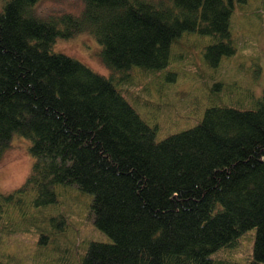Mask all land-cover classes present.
<instances>
[{
  "label": "trees",
  "instance_id": "trees-1",
  "mask_svg": "<svg viewBox=\"0 0 264 264\" xmlns=\"http://www.w3.org/2000/svg\"><path fill=\"white\" fill-rule=\"evenodd\" d=\"M36 1H0V157L13 132L34 156L24 182L0 192V236L32 234L30 264H237L212 253L255 227L244 264H264V88L250 104L216 97L193 126L156 139L135 107L144 98L51 48L86 31L113 72L167 69L172 42L198 31L216 66L236 49L233 0H83L46 16ZM60 183L92 193L89 218L109 240L83 251L70 240Z\"/></svg>",
  "mask_w": 264,
  "mask_h": 264
},
{
  "label": "rangeland",
  "instance_id": "rangeland-1",
  "mask_svg": "<svg viewBox=\"0 0 264 264\" xmlns=\"http://www.w3.org/2000/svg\"><path fill=\"white\" fill-rule=\"evenodd\" d=\"M233 3L230 28L236 49L223 55L216 66L203 59L211 36L198 31L183 32L172 42L168 67L174 74L168 72L169 68L147 70L138 66L113 72L100 58L101 44L86 31L69 37L57 36L51 48L103 75H113L117 87L123 91L130 89L144 98L136 105L129 100L148 123L157 126L156 139H162L197 123L208 106L218 103L216 97L228 103L250 104L263 90L264 0H233ZM82 6L83 0H37L33 9L36 14L46 16L65 11L77 13ZM30 143V138L12 133L9 147L0 157V192H9L26 179L34 162ZM55 189L62 211L67 214L71 241L83 251L92 239L109 240L89 218L92 193L76 184L60 183ZM255 231V227L247 229L239 235L237 243L218 249L212 256L225 255L237 264L246 263L252 255ZM34 241L32 234H2L0 257L8 258L13 264H30Z\"/></svg>",
  "mask_w": 264,
  "mask_h": 264
}]
</instances>
